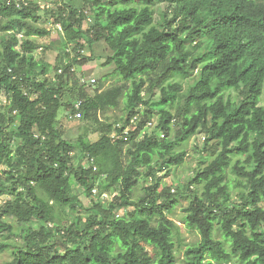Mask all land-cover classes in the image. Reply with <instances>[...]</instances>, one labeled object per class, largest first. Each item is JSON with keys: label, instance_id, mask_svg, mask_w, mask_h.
I'll return each instance as SVG.
<instances>
[{"label": "trees", "instance_id": "16d2710c", "mask_svg": "<svg viewBox=\"0 0 264 264\" xmlns=\"http://www.w3.org/2000/svg\"><path fill=\"white\" fill-rule=\"evenodd\" d=\"M45 3L58 5L61 15L49 12L55 16L53 23H62L65 32L57 48L59 63L53 69L31 55L41 46L29 36L51 34L50 30L34 25L40 19L36 10L39 5L33 0H0V99L5 94L11 101L0 112V167H4L0 173V199L11 195L0 206V217H11L18 224L27 225L19 234L21 246L13 251L8 264H176L174 236L178 225L168 214L183 198L188 199L186 224L201 236L199 243L187 249L185 264H227L234 259L241 264H264V108L257 107L258 85L264 82V0ZM119 4L126 7L109 12V24L100 27L98 21L103 13ZM158 4H165L166 9L156 21ZM92 12L96 15L85 29L84 22ZM121 25L127 27L116 35ZM22 31L26 36L20 38ZM70 42L71 53L67 51ZM101 42L110 49L107 62L115 61L113 74L131 82L132 95L129 91L123 94L121 87H116L89 96L86 82H82L75 67L92 61L93 48ZM88 49L92 54H86ZM52 70L55 75L49 78ZM177 77L192 79L186 91L180 81H175ZM169 80L174 82L168 84ZM248 85V98L219 124L218 118L234 102L231 90ZM141 91L151 95L145 99ZM157 92L159 98L152 101ZM218 94L219 99L214 101ZM66 96L76 99L72 108L64 101ZM122 96L124 127H129L141 112L144 115L136 130L127 136H110L113 123L100 121L98 113L117 107ZM79 102L80 110H76ZM65 105L67 115L81 111L84 120L96 125L98 140L90 141L83 135L75 141L65 138L57 127L59 112ZM140 106L145 109L141 111ZM155 112H159L157 127L164 136L156 132L146 134L133 145V154L128 145L151 122ZM208 115L213 116L211 123ZM173 121L178 129L176 138L169 141ZM118 131L122 133L123 128ZM198 133L206 137L203 151L216 158L201 161L203 167L186 184L188 195H173L165 188L162 199L141 197L137 203L126 198L108 208L94 202L85 211V218L79 215L80 197L61 186L67 160L59 154L79 147L89 162L101 164L113 177L107 186L123 175L121 192L132 197L145 175L153 177L154 183L144 190L154 193L161 185L156 174L182 164L187 152L178 148ZM161 148L164 151L159 154H167L163 164L146 170ZM234 153L243 159L232 165ZM129 156L133 159L124 168V160ZM58 158L60 166L56 167ZM229 168L238 185L245 189L238 194L239 201L233 202L228 184L210 202L201 200L197 194L200 186L212 188L227 180ZM90 172V167L80 168L82 183L88 182ZM21 185L38 204L24 198ZM93 187L94 183L88 185L89 196ZM37 193L55 198L61 214L67 208L77 213L72 222L65 219L63 227L55 229V233L62 235L43 225L32 227L34 216L57 220V207L48 205ZM128 207L132 209L121 214L120 209ZM12 228L8 221L0 224V236ZM7 246L0 244V251ZM148 247L155 249L154 256Z\"/></svg>", "mask_w": 264, "mask_h": 264}, {"label": "clouds", "instance_id": "9594fccd", "mask_svg": "<svg viewBox=\"0 0 264 264\" xmlns=\"http://www.w3.org/2000/svg\"><path fill=\"white\" fill-rule=\"evenodd\" d=\"M34 4H38V8L36 9L41 15H45L49 13V10L54 11L57 16L61 15V13L57 10L58 5L51 4V3H45V0H33ZM126 6L124 4H119L113 8H110L108 11H105L103 13V16L99 19L98 23L100 27H106L109 24V12L115 13L117 10H123ZM161 8H164L165 5L161 4ZM97 11H99L97 9ZM178 11V9H177ZM171 12V10L169 11ZM64 15H67V11H65ZM79 15V13H77ZM96 15V12H92L90 15H88L87 20L85 21V26H87L88 23H90L93 19V17ZM55 19V16L50 19L47 24L44 25H37L38 27H54L60 31L61 35H65L63 24L60 22H57L53 24V20ZM75 27V25H74ZM127 27V25H121L116 29V35L119 33H122L124 31V28ZM145 31H148L146 28ZM32 39H38L37 37H32ZM19 50V49H18ZM118 50V49H117ZM68 52L71 53V42L69 43V47L67 49ZM74 54V53H73ZM31 55H36V53H32ZM127 60V57H125V62ZM65 63H67V58H65ZM115 61L110 62L109 64H106L105 67H111L112 64H114ZM11 70V69H9ZM173 80L167 81L168 84L173 83ZM148 85H145V89H147ZM248 87H236L232 89V94H233V99L234 102L232 106L224 113L222 114L218 120L219 124H223L224 120L226 119L228 114H231L236 108H238L241 103L248 98ZM258 87L260 88V95H259V104H257L258 108H264V82H261ZM103 91V89H101ZM129 95L133 94V88H129ZM141 96H144L145 99H147L151 93L148 91H141ZM160 93L157 92L156 96H152V101H155L157 98H159ZM219 99V94L214 97V101ZM5 104L10 105L11 101L5 99L4 101ZM151 104V102H150ZM209 104V102H208ZM150 106V105H149ZM147 107V106H146ZM171 111L175 112V109H170ZM212 112V111H210ZM213 113V112H212ZM63 114V110L61 109V115ZM144 113L141 112L140 116H137L132 124L129 127H124L123 121H124V114L122 113L120 118L113 123L112 129L108 132V135L110 136H116V135H122V136H127L131 132L135 131L139 121L143 117ZM103 119V118H102ZM213 116L208 115V120L209 123L212 122ZM76 123H84V113L83 112H77L76 113ZM159 122V121H158ZM176 122L173 121V124ZM123 128V132H119L118 129ZM153 132H156L160 136H164V132L160 131V129L157 127V124H151V125H145L143 128L139 130V133L136 135L135 140L132 141L128 147L132 148L133 154H135L136 150L133 148L134 144H138L141 140L145 138V135H151ZM176 138V131L173 128V131L171 134L168 136V140L172 141ZM206 139L205 136H201L199 139V143L203 145V141ZM164 149H159L157 151V154L153 155V158L150 162L149 165L146 166L147 168H159L164 160L167 157V154L164 156H161L159 153L163 152ZM60 156L65 157L67 160V163L64 168L63 176L61 177V180L64 182L61 186L62 187H67L71 195H78L81 200L85 201L86 203L88 201H94L96 203H99L102 205L104 208L110 207L114 203H122L126 198L130 200H134L137 203L139 202L141 197H151V196H158L161 199L163 198L164 190L168 185H171L170 187H167V191L173 195H180V194H185L188 195L189 193L187 192L185 188V183L189 179V176L192 175L191 173H182L181 174V180L178 182L179 187H177V183H173L171 180H165L164 183L160 185L159 188L156 189L154 193L146 190H138L135 194V196L132 197H125L122 192L121 188L123 185V175L119 177V179L116 181L115 184H111V187H109L108 191H103V187L105 185L110 184L112 180V176L109 175V172L104 169V167L101 164L95 163V162H89L86 158V155L84 152L80 150L79 147L74 148L71 151H61ZM151 155V153H150ZM217 156L219 153L216 154ZM216 156H213L211 159L214 160ZM133 157L129 156L126 157L124 160V168H127L128 164L131 163ZM234 163V162H233ZM54 166L59 167L60 166V160L59 158L55 162ZM91 168V172L89 173L88 177V182L87 183H82L79 179V171L80 168ZM193 167H195V164H193ZM163 173L158 172L156 175H162ZM237 179L235 175H233L231 172H229V178L227 180H222L220 181L219 184H216L212 188H206L204 185H201L198 191V195L201 200H204L205 202H210L212 199H215L217 197V194L219 193V189L223 187L224 184H228L229 188L232 189V198L233 202L238 201L235 199L236 192L237 191H244L245 189H236L234 187V182ZM7 183H11V181H7ZM95 184V187L91 189V196L88 195V185L89 184ZM154 183V178L153 177H148L144 178L143 176L140 178V184H141V189H149L152 184ZM207 183V182H206ZM21 191H24L25 193V199L30 201L32 204H38L37 200H33L32 196L28 195L25 187L21 185L20 188ZM38 196L41 197V199H44L47 201L48 205L50 206H56L57 207V220L51 221V220H40L36 218L35 216L33 217L32 227L33 228H39L41 225H43L46 228H50L53 230L54 234L56 235H62V233H55V229L57 227H63L65 219L68 220V222H72L76 218L77 213L74 211H70L65 209V212L63 214L60 213L59 211V204L57 200L51 196L48 195H42L41 193H37ZM147 202V201H146ZM159 202V200L157 201ZM220 202H223L220 200ZM130 209L128 208H122L120 209L121 212L128 211ZM79 215L83 217H87V213L85 212H79ZM182 215L187 216L188 213H183ZM119 219V217H117ZM170 219L173 221L174 224L179 225L180 224V219L178 217H170ZM5 221H8V217H0V224H3ZM83 223V221H81ZM20 232V226H15L10 230L3 231V236H9L12 235L13 233H19ZM3 236H0V241L3 240ZM8 244L12 245L13 247L10 249V251H14L16 248L21 246L20 240H17L15 236H13L12 239L5 241ZM194 247L195 245H190ZM188 259V258H186Z\"/></svg>", "mask_w": 264, "mask_h": 264}, {"label": "rangeland", "instance_id": "374dc122", "mask_svg": "<svg viewBox=\"0 0 264 264\" xmlns=\"http://www.w3.org/2000/svg\"><path fill=\"white\" fill-rule=\"evenodd\" d=\"M55 4V3H54ZM57 5V4H55ZM161 4H158L156 6V12H155V20L158 21L161 18L162 12L166 9V6L164 8L160 7ZM165 5V4H164ZM40 15V19L36 22H34V25H44L47 24V22L52 19V15L49 12L45 15ZM54 21V20H53ZM93 19L90 23L85 26L84 22V28L88 29L90 27V24H92ZM54 24V23H53ZM38 27V26H37ZM50 30V35L45 37H40L36 35L29 36L31 39L32 37H37L38 39H32L38 44H40L41 48L36 50L34 53H36L35 57L37 59H40L52 66V69L59 63V52L57 50L58 46L60 45V42L63 41V35L60 34V31L54 27H42ZM2 35V34H1ZM26 36L25 31H22L19 34V37L22 38ZM87 55L92 54L89 49L86 51ZM93 53L95 58L92 61L87 62L81 67H75L76 72L79 74V76L82 78V82H89L91 79H95L94 85H88L86 83L85 89L87 90L89 96H94V94L98 92L107 91L116 87H121V90L123 94H126V92L129 91V88L131 87L130 81H125L122 77H120L118 74H113L114 71V65L112 64L111 67H105L106 64H109L107 62V58L110 54V49L107 47V45L104 42L98 43L93 48ZM75 70V69H74ZM73 72V71H72ZM55 75L54 70L51 71L49 74V78H52ZM175 81H180L183 85L184 91L187 90L188 86L192 82V79H183L180 77H177ZM103 89V91H101ZM69 97H64V101L66 104H71V108L73 107L74 103L76 102L75 98L68 99ZM5 99H7L6 95L3 94V96L0 99V112L4 111L6 104L4 103ZM124 96L120 98V103L117 107L114 108H108L106 110H101L98 113V117L100 121H107L110 123H114L117 121L121 114H124ZM145 109L144 106H140V110L143 111ZM63 114L61 115V110L59 112V117L57 121V127H59L65 134V138L71 141L77 140L81 135L87 136V138L90 141H96L99 139L100 135L98 132H95L96 125L90 121H86L84 123H76L75 117H71L72 113L67 115V106L65 105L63 108ZM71 110V109H70ZM103 118V119H102ZM159 121V112H155L152 116L151 122L148 125L151 124H157ZM173 128L175 131L178 129V124L173 125ZM205 136L204 133H198L197 135L193 136L190 140L183 143L178 149L179 150H185L187 152L185 161L178 165L173 166L171 168L164 169L162 172V175H159L161 178V184L164 183L165 180H171L173 183H177V187H179V181L181 180V174L182 173H191L192 175L189 176V179L195 174L196 170L201 166V161L206 159L208 162L213 157L210 152H204L203 147L205 140L203 141V145L199 143V139L201 136ZM243 159L242 155H239L237 153H234L232 156L231 164L234 165L235 162L238 159ZM234 162V163H233ZM193 164H195V167H193ZM203 167V166H201ZM4 170V167H0V173ZM229 172H231V168L228 169V175ZM232 173V172H231ZM233 174V173H232ZM234 175V174H233ZM145 178V175L143 176ZM189 179L185 183H188ZM171 185H168L167 187H170ZM109 187L105 185L103 187V191H108ZM166 187V188H167ZM234 187L236 189H243L240 187L237 183V179L234 182ZM193 189V187H192ZM138 190H144L141 189L140 180L138 182V185L134 191V196ZM187 190V189H186ZM195 190L198 191L197 188ZM231 193H232V189ZM189 193V191H188ZM240 191L236 192L235 199L239 201L238 194ZM184 196L185 194H180ZM11 198V195L5 194L0 199V206L3 205L7 200ZM234 201V202H238ZM94 201H88L87 203L82 200V206L79 208L81 212H85L87 209L93 207ZM188 205V199L183 198L181 203H179L174 210L169 213V217H178L180 219V224L178 225L177 233L174 236V240L176 242V264H185L186 260V251L188 248L192 247L190 245H196L200 242L201 236L200 233L193 228H190L187 226L185 217L182 215L185 212V208ZM264 206V202L262 204ZM128 209H132L131 207H128ZM67 210H70L67 208ZM72 211V210H70ZM65 212V211H64ZM124 212H121L123 214ZM73 221V220H72ZM8 222L15 226H20V232L27 227V225H20L18 222L9 217ZM20 232L14 233L9 237H3V240L0 241V244H8L7 240H10L13 238V236L16 237L17 240L21 239L19 237ZM216 236L218 238H221V236L216 232ZM13 246L8 244L7 247L4 248V250L0 251V264H8L9 261L13 258V251H10V249ZM148 250L151 255L154 256L155 249L152 247H148ZM227 264H241L237 259H234L232 262Z\"/></svg>", "mask_w": 264, "mask_h": 264}, {"label": "built area", "instance_id": "2783aa9c", "mask_svg": "<svg viewBox=\"0 0 264 264\" xmlns=\"http://www.w3.org/2000/svg\"><path fill=\"white\" fill-rule=\"evenodd\" d=\"M60 72H62V70H60ZM94 82H95V79H91L89 82H86L88 85H94ZM80 107H81V102L77 103L75 105V109L76 110H80ZM77 112H81V111H77ZM76 112V113H77ZM76 113L75 114H72L71 117H75L76 118Z\"/></svg>", "mask_w": 264, "mask_h": 264}]
</instances>
